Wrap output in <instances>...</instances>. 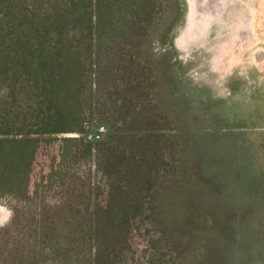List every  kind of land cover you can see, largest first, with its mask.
<instances>
[{
	"label": "trees",
	"instance_id": "1",
	"mask_svg": "<svg viewBox=\"0 0 264 264\" xmlns=\"http://www.w3.org/2000/svg\"><path fill=\"white\" fill-rule=\"evenodd\" d=\"M164 4L0 0V200L13 211L0 264H137L138 224L169 171L160 140L173 121L157 81L180 82L169 51L151 47L177 16L175 1L157 34Z\"/></svg>",
	"mask_w": 264,
	"mask_h": 264
},
{
	"label": "rangeland",
	"instance_id": "2",
	"mask_svg": "<svg viewBox=\"0 0 264 264\" xmlns=\"http://www.w3.org/2000/svg\"><path fill=\"white\" fill-rule=\"evenodd\" d=\"M255 1H233L222 29L199 42H178L179 60L191 62L190 68L173 87L157 81L173 121L160 140L169 171L159 176L154 191L156 214L138 224L137 264H264V0L260 9L248 8L252 19L244 40L229 29L242 23L245 7ZM164 2L155 28L159 35L176 13L175 0ZM181 29L174 30L175 39ZM151 47L156 54L169 51L158 41ZM156 113L155 120L166 121ZM107 135L102 128L95 138ZM138 151L133 149V157ZM0 208L6 212L1 229L10 223L12 202L1 199Z\"/></svg>",
	"mask_w": 264,
	"mask_h": 264
},
{
	"label": "water",
	"instance_id": "3",
	"mask_svg": "<svg viewBox=\"0 0 264 264\" xmlns=\"http://www.w3.org/2000/svg\"><path fill=\"white\" fill-rule=\"evenodd\" d=\"M177 3V16L173 21L172 26L169 29L167 42L164 47L169 48V53L171 56L172 63L180 72L178 74L180 80L185 73L186 69H189L191 62H183L179 60L178 50L179 47L177 43L185 44L186 42L196 41L199 42L207 35L211 30L215 28L222 29L224 24L222 23V18L224 17V12L228 4L235 0H175ZM182 4L184 8H182ZM262 0H256L253 5L246 6L245 14L242 18V23L238 26L229 27L230 32L233 37L239 35L240 40H244L245 32L244 28L247 23L251 21V15L248 12V8H253V10L260 9ZM183 18V23L181 20ZM183 30L175 39L174 30L177 27H181ZM179 49V48H178Z\"/></svg>",
	"mask_w": 264,
	"mask_h": 264
},
{
	"label": "bare ground",
	"instance_id": "4",
	"mask_svg": "<svg viewBox=\"0 0 264 264\" xmlns=\"http://www.w3.org/2000/svg\"><path fill=\"white\" fill-rule=\"evenodd\" d=\"M2 208H0V220H3L4 218H6V212H1Z\"/></svg>",
	"mask_w": 264,
	"mask_h": 264
}]
</instances>
